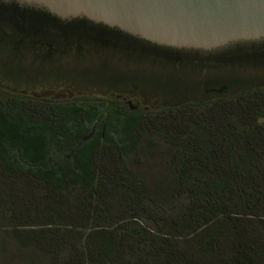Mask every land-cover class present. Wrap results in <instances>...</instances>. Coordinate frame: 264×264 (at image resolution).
<instances>
[{
    "label": "trees",
    "instance_id": "trees-1",
    "mask_svg": "<svg viewBox=\"0 0 264 264\" xmlns=\"http://www.w3.org/2000/svg\"><path fill=\"white\" fill-rule=\"evenodd\" d=\"M35 7L0 0L2 38L172 57ZM137 106L0 86V264H264V86L176 113Z\"/></svg>",
    "mask_w": 264,
    "mask_h": 264
},
{
    "label": "rangeland",
    "instance_id": "rangeland-1",
    "mask_svg": "<svg viewBox=\"0 0 264 264\" xmlns=\"http://www.w3.org/2000/svg\"><path fill=\"white\" fill-rule=\"evenodd\" d=\"M20 40L22 39L17 34L6 38H2L0 34V70L10 78L6 79L0 76V85L4 88L7 86L11 90L18 88L19 91H24L28 87L31 88L28 85H17L11 80L30 84L71 79L92 84L102 82L108 86L118 87L134 78L142 83L139 94L151 102L158 96L156 97V92L150 93L146 90L163 91L176 96L179 100V98L192 99L196 97L200 92L201 84L208 81H257L260 84L264 83V59L228 65H206V63L199 64L188 60L170 62L138 52L97 46L94 42H91L93 45L83 44L82 49L76 45L72 46V43L66 44L62 47L63 51L56 52L51 56L44 55V51L36 50L31 46V42L24 44ZM59 85L58 83H55L54 86L49 85V87L39 85L35 90L39 93L49 90L53 95H61L66 87L64 84L63 86ZM131 85L132 83L127 84L122 91L132 95ZM67 89L76 92L72 88ZM90 92L100 95L97 88H92ZM157 139L155 141H158ZM142 146H146L144 142ZM147 154H152L153 157L142 160L141 167L147 176L153 179L159 175L158 171L153 169L157 166L156 162L157 164L158 161L165 163V159L157 155L158 147L147 148ZM8 260L11 261L10 264H20L14 254Z\"/></svg>",
    "mask_w": 264,
    "mask_h": 264
},
{
    "label": "water",
    "instance_id": "water-1",
    "mask_svg": "<svg viewBox=\"0 0 264 264\" xmlns=\"http://www.w3.org/2000/svg\"><path fill=\"white\" fill-rule=\"evenodd\" d=\"M10 1V0H4ZM48 9L63 19L85 17L134 36L174 47L215 49L235 42L264 40V0H16ZM115 45L107 46L113 47ZM164 61L152 50L114 47ZM254 60L209 62L228 65ZM191 61L184 58L181 61ZM208 65V63H206Z\"/></svg>",
    "mask_w": 264,
    "mask_h": 264
},
{
    "label": "flooded vegetation",
    "instance_id": "flooded-vegetation-1",
    "mask_svg": "<svg viewBox=\"0 0 264 264\" xmlns=\"http://www.w3.org/2000/svg\"><path fill=\"white\" fill-rule=\"evenodd\" d=\"M22 5H29V4H22ZM35 8L39 11L46 12L62 20L71 21V20L78 19V18H85V17H77V18H72V19H63L62 17L51 13L48 9L40 8L37 6ZM94 23H97V22H94ZM97 24H102V23H97ZM110 28H114V27H110ZM115 29H118V28H115ZM118 30L124 32L126 35H129L130 37L136 40H139L141 43L147 44L149 47L170 51V54H172V59H176L177 61L179 60L181 61L184 58H187L191 60L192 62H198L199 64H205V63L209 64V62L232 63L235 59L252 58L254 60H257L259 58L264 57V40L263 41H248V42L243 41V42H238V43L235 42L234 44H230L228 46L219 47L215 49H199V48L174 47L170 45L158 44V43L134 36L121 29H118ZM0 76L8 79L7 75L2 70H0ZM14 81L17 83V85L23 84V85L31 86V88L28 87L24 91H19L18 88H16L15 90L13 89V91L15 92L45 95V96L55 97L61 100L73 99L74 97H81V96H86V95H94L93 93L91 94L90 91H92V88L94 89L97 88L99 89L100 95L117 97L119 99L126 101L127 103L131 105L138 104L137 107L142 108L143 110L147 112H156V113L158 112L176 113L178 111L190 110L193 108H198L199 107L198 105L200 103H202L203 105L208 104L210 101H215L221 98H227L233 95H238L240 94L242 90H251L253 88L264 86V83L260 84V83H257V81H249V82H244V81L231 82V81H225V80L211 81V82L208 81L206 83L201 84L200 89H199L200 92L197 94L196 97L192 99L191 98L189 99L179 98V100H177L176 96L174 97L173 95H170L163 91L145 89L146 91L150 93L156 92L155 95L156 97L158 96L157 98L153 99L151 102H148L144 96L139 94V90H140V87L142 86V83L138 79H134V78L128 81L123 86L120 85L118 87L108 86V84H104V83L102 84L101 82L92 84V83H84L78 80L73 81L71 79L69 80L63 79V80H58L54 82L53 81H46L42 83L35 82V83H30V84L18 82V80H14ZM38 83L41 84L43 87H49V85L54 86L55 83L60 84L59 86H63L64 84L65 85L64 87H66V89L62 91L63 94L61 95H56V94L53 95L50 93L49 90L44 91L43 93H39L37 92V90H35V88L39 86ZM130 83H132L131 85V88L133 89L132 95L126 94L124 91H122L123 88H125L126 85ZM1 87H4V86H1ZM6 88L11 90L7 86ZM67 88H72L76 90V92H72L70 89H67ZM33 91H36L37 93ZM191 104H196L197 106L196 105L191 106Z\"/></svg>",
    "mask_w": 264,
    "mask_h": 264
}]
</instances>
